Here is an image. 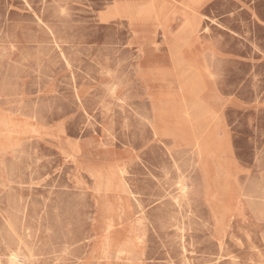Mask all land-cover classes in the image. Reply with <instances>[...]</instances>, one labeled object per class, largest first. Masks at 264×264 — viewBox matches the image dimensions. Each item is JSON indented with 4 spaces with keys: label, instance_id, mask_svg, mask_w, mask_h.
<instances>
[{
    "label": "rangeland",
    "instance_id": "1",
    "mask_svg": "<svg viewBox=\"0 0 264 264\" xmlns=\"http://www.w3.org/2000/svg\"><path fill=\"white\" fill-rule=\"evenodd\" d=\"M112 3L0 0V264H264V0L176 4L166 33L103 22ZM193 11L177 48L219 158L152 125L189 102L168 51ZM118 172L125 191L92 177Z\"/></svg>",
    "mask_w": 264,
    "mask_h": 264
},
{
    "label": "bare ground",
    "instance_id": "2",
    "mask_svg": "<svg viewBox=\"0 0 264 264\" xmlns=\"http://www.w3.org/2000/svg\"><path fill=\"white\" fill-rule=\"evenodd\" d=\"M202 3L203 0H113L112 5L101 13V19L103 22L121 20L130 24L139 19L152 21L155 31L159 30L166 33L170 22L173 20H169L168 16H170L171 8H174V5L180 4L188 10H197ZM192 13L190 17H184L181 20L179 36L168 51L173 68L177 69L183 76L182 81L185 83L181 85V89L189 102L185 104L182 110L177 111L176 115H172L162 105L157 106L153 110L152 125L154 134L158 138L172 139L177 145H180L183 140H189L187 146L197 150L200 154L210 146L209 148L215 152L214 155L219 158L224 153L226 154L227 150L226 140L219 139L217 135H225V131L221 130V122L210 106L199 101L202 87H200L195 76V65L192 61L186 60L180 49L177 48V43L182 36L193 34L200 28L202 20L194 15V11ZM188 75L190 77H187ZM13 133L11 124L0 117V150L4 149L5 143L11 139ZM122 176L123 172H118L103 182L99 174L92 175L99 186L105 185L109 189L110 184L113 183L125 191L127 186L123 182ZM181 190L184 194L186 191L184 185L181 186Z\"/></svg>",
    "mask_w": 264,
    "mask_h": 264
}]
</instances>
